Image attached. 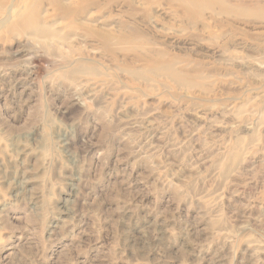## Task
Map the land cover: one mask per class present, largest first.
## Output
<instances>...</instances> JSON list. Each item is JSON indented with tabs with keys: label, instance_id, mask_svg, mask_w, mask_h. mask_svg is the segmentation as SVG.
<instances>
[{
	"label": "rangeland",
	"instance_id": "obj_1",
	"mask_svg": "<svg viewBox=\"0 0 264 264\" xmlns=\"http://www.w3.org/2000/svg\"><path fill=\"white\" fill-rule=\"evenodd\" d=\"M175 1L0 29V264H264V0Z\"/></svg>",
	"mask_w": 264,
	"mask_h": 264
},
{
	"label": "bare ground",
	"instance_id": "obj_2",
	"mask_svg": "<svg viewBox=\"0 0 264 264\" xmlns=\"http://www.w3.org/2000/svg\"><path fill=\"white\" fill-rule=\"evenodd\" d=\"M102 1L101 0H23L21 3L20 0H0V29L6 28L8 33L13 34V32L16 30L22 31V27L28 25V23H29L32 27H31V29H29L30 31H28V32L26 31L27 36L33 37L34 39L40 41L43 45L45 44V46H47V47H54V46H56V45L58 46V44H60V45H63L67 48H71L72 50L74 47H78V49H80L82 47V46H80L81 42H84V44L86 46L87 40L85 42V40H82V37L76 38L75 36H72L73 31H75V32H77V31L82 32L83 31L85 33L84 35L97 40V42L99 44L95 48L102 47L106 51L110 52V51H113L115 49L114 45H113L114 44L113 39L116 36V34H114L116 29H115V27L112 26L113 17H112V15H110L112 10H111V12L108 13V12H106V9L112 7L113 5H118V6L120 5L123 8L129 9L130 7H132V5H134L135 1L134 2H133V0H102ZM140 1H143V0H140ZM158 1L159 0H155L154 3H157ZM170 1H175V0H170ZM176 1L179 2V4L177 6L180 7V9L182 8V10L184 12L188 11L190 13H192V12L202 13L203 11H206L205 10L206 8L203 5L199 4L198 0H176ZM210 1H212V0H210ZM217 1L221 3L222 0H217ZM144 2H145V0H144ZM225 2H224V5H226ZM146 3H147L146 5L148 6V8H150V6H154L153 5L154 3H148V2H146ZM165 3L166 2H164V4ZM144 4H141V5H143L141 7L146 9L147 6L144 7L145 6ZM157 4H159V3H157ZM45 5L50 6L51 11H52V14L50 13L46 17L44 16L45 14H43L44 13L43 12V9H44L43 6H45ZM158 6L156 7L157 9H159ZM163 8H164V6H163ZM175 8H177V7H175ZM22 9L24 11L26 10V14L21 15V16H19L20 14L17 15V12L21 11ZM91 10H95L98 14L103 11L102 14L108 13L109 15L107 14V16H105L106 14L105 15L103 14L105 16V18H103L102 23L99 24L100 21H98L97 18H96V20H94V18H95L94 12ZM127 13H129V12H127ZM98 14H97V16H98ZM93 16H94V18H93ZM53 17H60L61 19L68 21L67 24L65 25L66 29H68L67 35H63L61 31H59L55 28V26L59 22V20L57 18H55V20L53 19V21L51 23L48 21L50 24L46 23L47 18H53ZM113 22H114V20H113ZM124 22H122V28L126 27ZM60 28H62V26L59 27V29ZM119 35L121 36V34H119ZM126 36H128V35H126ZM72 37H75L76 40H74V39L72 40ZM88 39H90V38H88ZM79 42H80V44H79ZM97 42H95V43L97 44ZM59 48H60V46H59ZM85 54L87 56V53H85ZM83 56L84 55L79 54V60L80 61H83L85 59ZM100 57H102V54ZM87 60H89V59H87ZM91 60H92V58H91ZM95 60H94V62H95ZM93 71H95V68H93Z\"/></svg>",
	"mask_w": 264,
	"mask_h": 264
}]
</instances>
